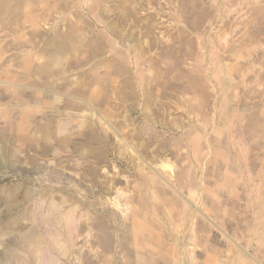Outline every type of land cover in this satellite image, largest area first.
Returning <instances> with one entry per match:
<instances>
[{
  "label": "rangeland",
  "instance_id": "obj_1",
  "mask_svg": "<svg viewBox=\"0 0 264 264\" xmlns=\"http://www.w3.org/2000/svg\"><path fill=\"white\" fill-rule=\"evenodd\" d=\"M0 264H264V0H0Z\"/></svg>",
  "mask_w": 264,
  "mask_h": 264
}]
</instances>
